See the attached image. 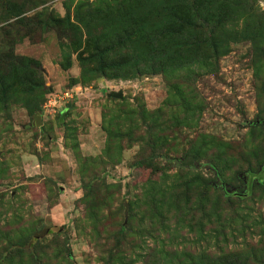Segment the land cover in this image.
<instances>
[{
  "label": "rangeland",
  "instance_id": "rangeland-1",
  "mask_svg": "<svg viewBox=\"0 0 264 264\" xmlns=\"http://www.w3.org/2000/svg\"><path fill=\"white\" fill-rule=\"evenodd\" d=\"M109 1L0 0V27L16 16L34 22L37 15L45 19L70 15L74 22L77 3L84 5L83 13L90 17L96 7L105 9ZM249 4L264 21V0H249ZM32 28V36L16 45V54L40 61L46 87L56 92L47 93L48 100L56 94L68 95L55 111L54 105L46 107L42 100L41 118L32 117L27 108L38 105L40 99L24 100L0 114V258L7 249L13 253V243L31 232L41 239V246L22 255L13 253L12 264H37L31 250L37 251L43 264H122L117 258L121 254L123 264H191L187 257L191 254L205 255L210 264H221L220 256L235 260L234 264H262L264 54L258 48L264 51V39L257 44L230 42L215 71L199 70L188 83L179 81L188 98L183 105L201 108L202 114L197 110L190 126H177L170 124L172 116L186 122L189 111L169 102L175 89L163 74L90 79L82 74L78 53L88 52L91 46L73 51L68 47L72 32L63 39L59 27ZM101 32L95 34L103 37L105 46L109 33ZM68 54L71 66L65 69ZM113 91H123V99L109 97ZM66 104L69 109L62 120L58 114ZM142 108L149 115L163 112L168 122L163 132L168 144L156 150L154 165L147 161L154 150L151 142L162 133L148 128V119L139 113ZM199 138L214 144L204 146L202 165L197 171L179 170L175 159L183 158ZM218 154L227 168L226 186L241 192L243 199L233 196L217 202L214 192L221 193L220 188L210 189L203 199L202 188L182 187L183 175L191 171L214 181V173L204 164ZM181 163L191 165L184 159ZM255 181L261 187L257 191ZM152 182L166 190L176 187L173 199L166 200L163 217L153 216L151 204L146 203ZM243 218L249 221L243 224ZM124 224L126 235L122 236Z\"/></svg>",
  "mask_w": 264,
  "mask_h": 264
},
{
  "label": "trees",
  "instance_id": "trees-1",
  "mask_svg": "<svg viewBox=\"0 0 264 264\" xmlns=\"http://www.w3.org/2000/svg\"><path fill=\"white\" fill-rule=\"evenodd\" d=\"M111 1L107 2L105 9L96 7L95 14L90 17L89 14L83 13L84 5L80 2L77 3L74 22L71 21L70 15L65 16V18H55L49 15L46 19L43 15H37L34 22L16 16L17 19L15 18L10 23H4L0 27V114L7 113L12 105L24 100L32 102L35 99H40L38 105L35 107L29 105L27 108H29L32 117L41 118L43 112L40 111L41 101L43 100L42 103L45 104L48 100L45 97L46 94L52 96L53 93H56L55 90L46 87L41 75L40 61L18 55L15 52L19 41L32 36L30 33L33 25L41 29L59 27L60 36L63 39L69 38L67 34L72 32L74 38L71 39V44L68 47H73L74 50L71 49L73 51L83 46L84 48L91 46L88 52L83 50L78 53L79 62L83 67L82 74L87 75L90 79L98 77L126 78L127 73L134 75L163 74L175 89V91L171 90L174 95L169 102L179 105H183L188 100L183 93V83L179 81L188 83L192 78L191 76L199 70L209 71L210 69L211 72L215 71L219 56L222 55L221 52L223 53L228 48L230 42L250 40L257 44V41L261 43L264 39V21L260 17L257 18V15L252 12L249 0H124L114 6L110 4ZM60 24L61 26H59ZM63 25H66V28ZM81 27L85 29L87 35L85 40L83 39L85 32ZM99 29H102L100 33L102 35L106 32L109 33V42L105 46H102L103 37L99 38L95 34ZM83 40L85 45L82 44ZM258 50L264 54L260 46ZM85 53L88 55L85 56ZM112 56H118V59L111 60ZM66 57L65 69L67 66H71V55L68 54ZM67 106L66 104L64 109L59 111L58 116L62 115V120L66 118V112L69 109ZM183 109L186 112L189 111L191 120L180 122L178 119L175 120L173 115L171 125H191L190 123L195 119L194 113L198 109L193 108L192 104L188 108L184 106ZM171 110L173 111L174 107H171ZM139 113L142 114L143 118L148 119L149 122L146 125L149 129L162 133V137L155 138L151 142L155 151L153 150L147 161L154 165L153 163L158 157L156 150L163 149L168 144V137L163 135L168 122L163 120L165 115L163 112L149 115L142 108ZM199 114H202L201 108ZM109 123L108 127L112 122ZM117 136L119 137V133ZM122 136L125 134L122 133ZM212 145L214 144L209 140L201 141L199 138L183 158L175 159L178 164L175 167L179 170L184 167H191L197 171L198 167L202 165L201 160L204 157L205 148ZM183 159L184 162L191 163V165L180 164ZM206 159L208 162L204 166L214 173V181L204 180L199 174L191 171L189 174L185 173L187 177L183 175L184 185L182 187L196 186L202 188L200 195L203 199L210 189L213 191L220 188L221 193L214 192L217 202L221 199L230 201L233 196L243 199L244 195L241 192H236V190L226 186L224 173L227 168L222 164L221 154L217 155L216 160L213 158L211 160ZM261 166L263 169L264 161ZM249 168L251 167L249 166ZM191 173H193L192 177H190ZM177 179H180V176ZM245 184L247 183L245 182ZM258 185L260 182L255 181V191L261 188H258ZM175 191V185L174 189L166 190L153 183L149 194L145 196L147 205L150 206L151 204L153 216L155 214L161 217L165 216L164 209H168L166 200L169 197L172 198ZM134 205L136 204L131 205V210ZM245 220L249 221V219ZM245 220L243 218V224H245ZM258 222L259 220L257 222L253 220L254 224ZM121 234L122 236L126 235L125 224L121 227ZM20 239L23 240H17L13 243V247H15L13 253H21L22 255L31 247L41 246V239L35 237L31 232L27 238L20 236ZM31 252L34 261L37 264H43L42 260L37 257V251L31 250ZM13 253L7 249L1 255L0 262L5 261V264H12ZM187 257H189L191 264H210L205 255L191 254ZM220 257L221 264L235 263V260L230 261L229 257ZM117 258L122 264L125 261L122 254ZM175 260L179 261V258ZM21 264L23 263L21 262Z\"/></svg>",
  "mask_w": 264,
  "mask_h": 264
},
{
  "label": "built area",
  "instance_id": "built-area-1",
  "mask_svg": "<svg viewBox=\"0 0 264 264\" xmlns=\"http://www.w3.org/2000/svg\"><path fill=\"white\" fill-rule=\"evenodd\" d=\"M68 95V94H65ZM63 94H56V96H54L53 98H51L50 100L46 101L45 105L46 107L48 105H54V111L57 109L56 107H61L62 104L64 103V101L67 99L65 98L66 96ZM56 108V109H55Z\"/></svg>",
  "mask_w": 264,
  "mask_h": 264
},
{
  "label": "water",
  "instance_id": "water-1",
  "mask_svg": "<svg viewBox=\"0 0 264 264\" xmlns=\"http://www.w3.org/2000/svg\"><path fill=\"white\" fill-rule=\"evenodd\" d=\"M109 97L111 98H116V99H123L124 97V94H123V91H119V92H110L108 94ZM38 237V236H37Z\"/></svg>",
  "mask_w": 264,
  "mask_h": 264
},
{
  "label": "flooded vegetation",
  "instance_id": "flooded-vegetation-1",
  "mask_svg": "<svg viewBox=\"0 0 264 264\" xmlns=\"http://www.w3.org/2000/svg\"><path fill=\"white\" fill-rule=\"evenodd\" d=\"M245 182L248 183V177L247 176L245 177Z\"/></svg>",
  "mask_w": 264,
  "mask_h": 264
}]
</instances>
